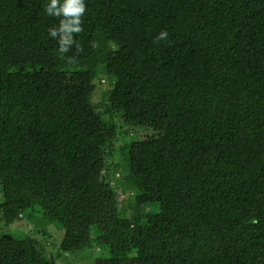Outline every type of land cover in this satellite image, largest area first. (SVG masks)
Returning a JSON list of instances; mask_svg holds the SVG:
<instances>
[{"label":"trees","instance_id":"1","mask_svg":"<svg viewBox=\"0 0 264 264\" xmlns=\"http://www.w3.org/2000/svg\"><path fill=\"white\" fill-rule=\"evenodd\" d=\"M65 3L0 0V222L61 232L0 264H264V0Z\"/></svg>","mask_w":264,"mask_h":264},{"label":"rangeland","instance_id":"2","mask_svg":"<svg viewBox=\"0 0 264 264\" xmlns=\"http://www.w3.org/2000/svg\"><path fill=\"white\" fill-rule=\"evenodd\" d=\"M101 75H98L94 80V85L96 87V92L94 94V97L92 99L93 103L96 105H99L103 102L104 99V93L108 94L111 90V86H107L108 83H110V78L104 73H100ZM107 82V84H106ZM91 101V104H92ZM93 105V104H92ZM99 110H102L99 108ZM133 136H143V132L140 130L135 131L132 133ZM150 136V134H148ZM118 144V143H117ZM119 146V145H118ZM147 173V169L143 166L135 165L129 169V171L126 173V175H130L132 177L136 176H145ZM125 175V173H124ZM38 222H40L38 220ZM41 223V222H40ZM40 227L34 228L31 227V223L27 221H24L23 223L13 224V225H5L3 221L0 222V237L5 235H16L17 233L22 234H29L31 233V236L35 237L37 240L41 241L43 244L52 243V244H58L61 238V232L55 231L53 226L46 225V223H41L39 225ZM46 229V233L44 230ZM57 264H91V260L87 259L83 262H77V263H66V260L59 259ZM93 264V262H92Z\"/></svg>","mask_w":264,"mask_h":264},{"label":"clouds","instance_id":"3","mask_svg":"<svg viewBox=\"0 0 264 264\" xmlns=\"http://www.w3.org/2000/svg\"><path fill=\"white\" fill-rule=\"evenodd\" d=\"M56 0H52V7H55ZM85 10V5L82 3V0H66V3L64 4L62 8V12L65 16H72L75 17V19L69 21L68 23H63L61 26L60 31L63 33L68 32H80V28L78 27L80 20L79 16L81 13H83ZM53 36L56 35V32L53 31L51 33ZM167 32L161 31L158 35V39H166L167 38ZM71 43V38L65 35L62 38L61 41V48L60 52L64 53L67 51V45Z\"/></svg>","mask_w":264,"mask_h":264}]
</instances>
